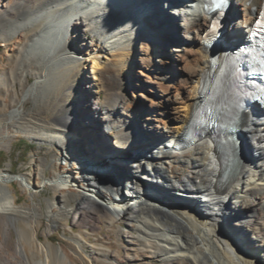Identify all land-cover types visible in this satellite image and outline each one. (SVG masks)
Returning <instances> with one entry per match:
<instances>
[{
    "label": "bare ground",
    "instance_id": "obj_1",
    "mask_svg": "<svg viewBox=\"0 0 264 264\" xmlns=\"http://www.w3.org/2000/svg\"><path fill=\"white\" fill-rule=\"evenodd\" d=\"M0 1V43L12 37L20 42L14 74L24 87L17 107L0 101V133L11 127L38 145L30 173L9 175L10 162L0 170V264H66L61 249L53 251L37 237L40 218L54 229L64 216L91 231L100 229V220L126 226L124 254L87 251L82 237L69 238L89 264H264V112L254 107L241 117L240 154L220 188V164L208 138L186 150L174 147L212 80L202 38L207 18L198 0ZM260 2L233 0L226 41L245 38ZM165 25L182 32L175 42L164 40L162 49L157 33ZM137 61L147 74L138 96L127 91ZM0 84L8 85L3 75ZM157 92L160 97L152 95ZM99 94L105 101L98 109ZM27 101L32 109L24 108ZM77 107L87 109L79 128L71 124ZM132 123L144 128L146 139L133 138ZM13 136L0 135V148L9 149ZM81 142L89 143L86 150ZM129 150L147 158L133 160L131 169L118 166ZM82 157L126 168L123 193L111 170ZM141 180L168 200L142 193ZM12 181L31 198L42 188L52 196L44 208L40 201L19 206ZM10 227L14 248L7 244Z\"/></svg>",
    "mask_w": 264,
    "mask_h": 264
},
{
    "label": "rangeland",
    "instance_id": "obj_2",
    "mask_svg": "<svg viewBox=\"0 0 264 264\" xmlns=\"http://www.w3.org/2000/svg\"><path fill=\"white\" fill-rule=\"evenodd\" d=\"M4 1H0V11L2 10V5ZM166 3V0H165ZM147 7L152 8V6L149 3H146ZM164 4V0L162 2ZM167 27H160V33H157V36L160 40L162 49L164 47V40L167 41H173L172 38H180V34L182 31H178L176 33V30L170 29L169 25H165ZM88 34V32H87ZM156 35V34H155ZM176 35V36H175ZM20 42H17L15 38H11L6 42L0 43V75H3L6 82L8 83L7 86H3L0 84V101H5L9 105L10 108H15L18 106L17 101L21 100V90L24 87H21V85L17 81V76L14 74V70L16 69L15 65V59L18 56V51L20 50ZM167 45V42L166 44ZM163 52L159 55L160 58H163ZM142 64L140 61H137V63L133 67V74L132 76L128 77V84H127V91L129 94L134 93L135 91L140 95L142 93L143 88L147 85V74H142ZM176 72L178 73L177 76L183 75V71L175 67ZM8 74V75H7ZM7 75V77H6ZM15 75V76H14ZM9 78V79H8ZM34 78L29 77L28 83L33 82ZM13 83V87L11 88L9 84ZM11 89V90H10ZM8 90V91H7ZM7 91V92H6ZM156 97H160L159 93L152 94ZM155 97V98H156ZM99 99V104L96 105L98 109L100 107H104V101L105 96L102 94H99L97 96ZM140 98V97H139ZM143 100V99H141ZM145 104H149V102H145ZM92 108V106H90ZM25 109H32L33 104L30 101H27L24 103ZM87 109L84 107H77L73 111L74 119H72L73 126L75 128H79L83 121L86 120L85 111ZM93 115L94 119H96ZM134 124V125H133ZM132 136L135 140H142L146 139L144 134V128L142 126H138L135 123H132ZM131 128V126H130ZM9 133L10 135H15L11 139V145L9 149H3L0 148V170L6 168V164L10 162V167L7 169L9 175H18V174H26L30 173L32 170V167L28 164L31 155H34L38 151V145L28 140L27 138L23 137L22 134L17 133L13 128L3 129L0 133V135H4L5 133ZM138 137V138H137ZM110 141V140H109ZM88 145V142H81V147L84 148V145ZM85 145V150H86ZM109 148V147H107ZM36 155V154H35ZM147 158L142 152H134L132 150H129L126 152L125 157L123 159L118 160L119 165L124 164L125 166H128V168L133 167V160L136 162L144 161V159ZM117 160V159H116ZM106 164V161H103ZM102 162V163H103ZM118 165V166H119ZM109 170H111L119 179H121L124 183V188L127 187L128 181L126 179L127 172L125 171L126 168H123L122 170H119L118 168L113 169L111 166H106ZM144 182V187L149 189L150 192L156 193L157 195L165 198L168 200V198L158 189L153 188L150 186L146 180H141ZM9 188L13 192V195L15 197L16 204L23 207H29L33 208V204L38 203L39 201L42 203V208L45 207L44 199H50L52 196V192L48 188H42L38 192V196L35 198H31L27 190H23L19 187L18 183L16 181H12L8 183ZM40 206V207H41ZM71 214V213H70ZM73 215V214H72ZM71 215V217H72ZM22 225V223H21ZM100 229H97L95 231H91L89 227H84L83 225L78 226L74 222L72 223L70 218L67 217H61L59 226L60 228H48L46 220L44 218H40L38 225H37V237L39 240H41L42 243L50 244L53 251H56L57 249H61L68 258V262L66 264H89L87 261L80 259L76 254V248L72 244V242L69 240V238L75 237L79 238L82 237L83 241H85L87 247L85 250L90 251V247L93 248V250L101 251L102 249L106 250H112V251H118L121 254L123 253L122 247H126V244L124 242V239L121 235V233L125 230V225L120 222L119 227H113V226H107L106 223H104L102 220L100 222H97L96 224ZM48 228V230H47ZM44 231L50 232L49 234H44ZM46 233V232H45ZM120 234V235H119ZM64 236L67 239H64ZM16 242V233L15 229L10 227L9 229V238L7 240V244L9 247L14 248ZM240 244H243L242 241L239 240Z\"/></svg>",
    "mask_w": 264,
    "mask_h": 264
},
{
    "label": "water",
    "instance_id": "obj_3",
    "mask_svg": "<svg viewBox=\"0 0 264 264\" xmlns=\"http://www.w3.org/2000/svg\"><path fill=\"white\" fill-rule=\"evenodd\" d=\"M215 60L214 59H212V61H211V64H212V66H214L215 65ZM79 154L81 155V156H83L84 154H85V152L80 148L79 149ZM81 160L83 161V162H85V163H87V164H89V165H91V166H94L96 169H99V170H101V171H108V168L105 166V164H97V163H95V162H93V161H91V160H89V159H86L85 157H82L81 158ZM116 178L119 180V183L121 184V193H123V191H124V183H123V181L121 180V179H119L117 176H116ZM144 193H146V195H148V196H151V197H154V198H156V199H158V200H164V198L163 197H161V196H159V194L157 195L156 193H152V192H150V190H148V189H145V192Z\"/></svg>",
    "mask_w": 264,
    "mask_h": 264
},
{
    "label": "snow or ice",
    "instance_id": "obj_4",
    "mask_svg": "<svg viewBox=\"0 0 264 264\" xmlns=\"http://www.w3.org/2000/svg\"><path fill=\"white\" fill-rule=\"evenodd\" d=\"M226 3H227V0H211V4L209 5V7H211L212 5H215L218 8L222 9Z\"/></svg>",
    "mask_w": 264,
    "mask_h": 264
}]
</instances>
